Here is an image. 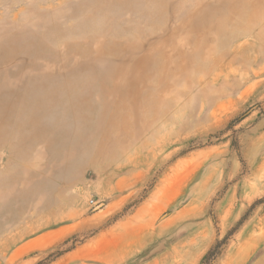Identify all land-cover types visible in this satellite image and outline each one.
Wrapping results in <instances>:
<instances>
[{"label":"rangeland","instance_id":"374dc122","mask_svg":"<svg viewBox=\"0 0 264 264\" xmlns=\"http://www.w3.org/2000/svg\"><path fill=\"white\" fill-rule=\"evenodd\" d=\"M0 264H264V0H0Z\"/></svg>","mask_w":264,"mask_h":264}]
</instances>
